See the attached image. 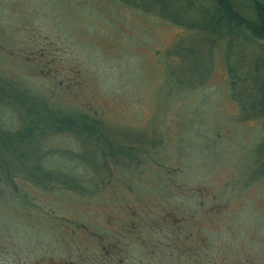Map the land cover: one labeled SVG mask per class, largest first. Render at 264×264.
<instances>
[{
  "label": "rangeland",
  "instance_id": "obj_1",
  "mask_svg": "<svg viewBox=\"0 0 264 264\" xmlns=\"http://www.w3.org/2000/svg\"><path fill=\"white\" fill-rule=\"evenodd\" d=\"M253 1L0 0V264H264Z\"/></svg>",
  "mask_w": 264,
  "mask_h": 264
},
{
  "label": "trees",
  "instance_id": "obj_2",
  "mask_svg": "<svg viewBox=\"0 0 264 264\" xmlns=\"http://www.w3.org/2000/svg\"><path fill=\"white\" fill-rule=\"evenodd\" d=\"M252 3L254 6V11H255L258 22L254 28H252L250 26H249V28L251 29V32L253 33V35L260 38L264 43V0H259L258 3L253 1ZM230 16H232V15L230 14ZM263 101H264V99H263ZM263 106H264V104H263ZM84 120L85 119H83V121ZM154 246H157V245L151 240V238H148V239L143 240V244H139L138 247H140L142 249L146 248L150 252H152L154 250ZM176 246L179 247L180 245L176 244ZM189 253H192V252H189Z\"/></svg>",
  "mask_w": 264,
  "mask_h": 264
}]
</instances>
